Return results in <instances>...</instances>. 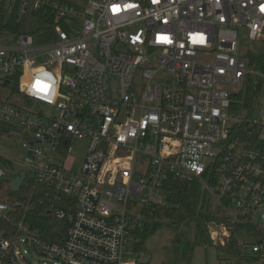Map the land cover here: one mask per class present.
<instances>
[{
  "label": "built area",
  "instance_id": "2783aa9c",
  "mask_svg": "<svg viewBox=\"0 0 264 264\" xmlns=\"http://www.w3.org/2000/svg\"><path fill=\"white\" fill-rule=\"evenodd\" d=\"M27 15L54 28L52 41L0 32L12 40L0 45V82L18 76L22 97L56 113L0 103V119L23 130L35 183L76 208L56 212L69 225L60 246L22 224L0 233V264H31L32 253L43 264H139L124 255L141 211L165 203L169 177L197 180L225 217L248 227L215 225L212 240L233 236L242 259L264 264V74L240 49L242 33L252 42L264 34V0H0L1 23ZM248 75L263 87L233 113ZM8 172L0 167V179L11 181ZM8 211L0 203V217Z\"/></svg>",
  "mask_w": 264,
  "mask_h": 264
},
{
  "label": "trees",
  "instance_id": "16d2710c",
  "mask_svg": "<svg viewBox=\"0 0 264 264\" xmlns=\"http://www.w3.org/2000/svg\"><path fill=\"white\" fill-rule=\"evenodd\" d=\"M1 22L0 32L18 34L21 31V24L15 17L7 20L6 24ZM40 23V27L30 32L35 43L51 42L54 28L43 27L41 20ZM46 32H49L48 36L42 37V33H44V36ZM245 58L250 69L264 74V52L247 51ZM1 85L7 87L10 93L21 95L18 76H9L0 82ZM262 87L263 82L261 80L251 75L246 76L241 91L233 97L234 104L231 106V111L239 113L249 109L253 98L260 93ZM0 103L9 104L6 99H0ZM257 146L264 148V143L259 141ZM0 167L12 171L14 164L12 161L0 156ZM22 174H25V178L17 192H13L9 188V179H3L0 184V203L7 205L9 208L5 217H0V233L4 236H12L16 233L19 224H22L28 227L42 242L62 245L69 225L65 220H59L56 217V212L63 210L67 214L73 213L76 208L75 201L66 196H57L52 189L36 184L31 174L25 171L16 173L13 179L20 177ZM163 193L165 196L163 205L153 204L141 211L144 219L141 226L133 231L135 242L132 245V252L137 257L143 252L144 241L151 226L150 221L165 219L174 227H177L184 221L191 219L195 221V238L203 245H211L228 256L242 258L241 251L236 246L233 236L228 241H224L223 244L216 243L211 238L210 226L222 224L231 228L234 232L248 229V227L234 225L218 210L215 214L210 213L209 210L213 207V204L197 180L169 177L163 185Z\"/></svg>",
  "mask_w": 264,
  "mask_h": 264
},
{
  "label": "rangeland",
  "instance_id": "374dc122",
  "mask_svg": "<svg viewBox=\"0 0 264 264\" xmlns=\"http://www.w3.org/2000/svg\"><path fill=\"white\" fill-rule=\"evenodd\" d=\"M68 1L83 7L86 6L87 2V0ZM40 26L41 23L37 18L27 15L21 23V32H31ZM11 41L10 38L0 37V45L9 44ZM240 46L242 53L247 51L264 52V34L252 42L247 39L245 33H242ZM11 86L13 85L11 84ZM229 91L236 94L238 87L229 88ZM0 99H6L13 107L24 108L33 113L42 111L44 114L53 116L56 113L55 108H49L42 103L25 99L18 93H10V90L2 85L0 86ZM23 143V130L18 123L13 120L3 121L0 119V156L14 164L13 170L8 172L6 178H12L20 171H29V167L25 163L27 154L25 148L22 147ZM86 146L87 141L81 140L75 143L66 163V167L71 171L79 170ZM217 210L220 211L213 205L209 212L215 214ZM150 223L151 226L144 241L143 252L137 257L131 251L132 243L124 255L125 261L138 259L143 264H249L244 258H234L218 251L214 246L203 245L195 238L194 220L184 221L177 227L165 219L152 220ZM213 227L210 226V233L215 229ZM216 243H220V241L216 240ZM29 262L31 264H43L47 263L48 260L41 255L32 253Z\"/></svg>",
  "mask_w": 264,
  "mask_h": 264
},
{
  "label": "water",
  "instance_id": "95a60500",
  "mask_svg": "<svg viewBox=\"0 0 264 264\" xmlns=\"http://www.w3.org/2000/svg\"><path fill=\"white\" fill-rule=\"evenodd\" d=\"M28 156L30 157V154H28ZM24 178H25V174H22L20 177L12 179L9 182V188L13 192H17L20 189V186H21L22 182L24 181ZM1 183H2V179H0V184Z\"/></svg>",
  "mask_w": 264,
  "mask_h": 264
},
{
  "label": "crops",
  "instance_id": "0c3cea01",
  "mask_svg": "<svg viewBox=\"0 0 264 264\" xmlns=\"http://www.w3.org/2000/svg\"><path fill=\"white\" fill-rule=\"evenodd\" d=\"M12 179H13V177H12ZM130 260H132V259H130ZM136 261L140 264V262L138 261V259H136Z\"/></svg>",
  "mask_w": 264,
  "mask_h": 264
}]
</instances>
